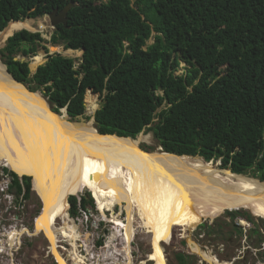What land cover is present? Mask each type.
I'll return each instance as SVG.
<instances>
[{
	"label": "trees",
	"instance_id": "1",
	"mask_svg": "<svg viewBox=\"0 0 264 264\" xmlns=\"http://www.w3.org/2000/svg\"><path fill=\"white\" fill-rule=\"evenodd\" d=\"M70 2L68 26L58 24L50 42L67 54L84 49L80 62L53 53L31 74L27 58L48 53L47 40L21 29L0 49L15 78L72 118L85 99L97 105L98 87L101 133L135 138L158 118L150 129L166 152L220 159L264 181V0H0V31ZM11 175L29 196L31 176ZM70 202L73 215L93 204ZM178 260L188 264L183 253Z\"/></svg>",
	"mask_w": 264,
	"mask_h": 264
},
{
	"label": "bare ground",
	"instance_id": "2",
	"mask_svg": "<svg viewBox=\"0 0 264 264\" xmlns=\"http://www.w3.org/2000/svg\"><path fill=\"white\" fill-rule=\"evenodd\" d=\"M31 27L30 20L10 22L0 34V49L16 30ZM33 59L35 70L42 59ZM142 133L135 140L103 136L92 118L70 121L59 117L41 93L35 95L13 80L0 63V162L19 176L33 178V189L44 202L34 234L43 233L49 241L56 264H101L91 248L94 239L81 234L80 224L68 214L69 196L87 188L102 206H126L125 220L120 215L113 217L114 227L102 247L105 256H112V264H135V208L144 218L141 227L151 234L148 261L155 264H167L164 244L172 240L176 226L189 233L226 209H245L264 218V182L231 174L199 157L148 152L141 144L151 143L150 138ZM60 218L70 220L64 223V232L63 224L57 226ZM80 238L87 254L81 251ZM65 239H71L68 257L61 250L64 246H59ZM192 247L208 264H232L199 244L192 243Z\"/></svg>",
	"mask_w": 264,
	"mask_h": 264
},
{
	"label": "rangeland",
	"instance_id": "3",
	"mask_svg": "<svg viewBox=\"0 0 264 264\" xmlns=\"http://www.w3.org/2000/svg\"><path fill=\"white\" fill-rule=\"evenodd\" d=\"M25 20H30L32 26L31 29L28 30L32 32L39 31L43 34L44 38L47 40V42L43 43V45H45L49 49V52L47 53L42 47H39L37 55L29 56L27 58V60L29 61V65L32 69L31 74H33L34 71L32 67L34 61L33 57L41 58L42 63L39 64L41 65L48 60L49 54L61 53L67 55V53L63 51L65 44H53L52 42H50V39L55 31V27L52 25L48 14L38 18H27ZM39 21L41 24L39 23ZM152 42L153 39L149 41V43ZM5 44L6 42L1 47V49L5 46ZM51 45L53 46L52 49L50 48ZM67 49L74 50V52L69 54V56L75 58L76 64H78L84 53V49ZM3 62L4 60L0 53V63L4 65ZM184 66L185 63L182 62L181 68L178 70L177 73H181L183 71ZM28 84H30L31 88L35 87L34 83ZM24 86L26 87V85ZM26 89L29 90L27 87ZM97 90V105L93 104V102L86 101L85 99V112L81 115V117H78L79 119H93L95 111L101 106L103 98L106 95V92L99 90L98 87ZM41 91L42 89H36L35 91L31 92L36 95L39 94ZM157 120L158 118H155V122L149 125L148 128L144 129L142 133L145 136H149L151 142H143L141 144L143 149L152 150L156 148V146H158V141L156 138L153 137V132L150 129L154 126ZM193 157L198 158V156ZM212 162H214L221 170L225 169L222 168L220 159H216L214 161L212 160ZM2 166L3 165L0 163V170L3 169ZM226 169L228 170L229 168ZM245 176L253 177L252 172L248 173ZM31 183L32 188L28 204L29 209L31 211L30 226L32 227L34 233L35 225L37 223L36 221L39 220L40 212H42L44 209V202L43 199L33 189L32 177ZM74 195L78 197L79 201H82L83 197H85V199H87L88 201L92 199L93 204L88 203L86 209L87 212L80 211L78 215H73L69 210L70 216H76L75 218H78L76 221L80 224L81 229L83 228L84 230H87L88 227L94 237H97L96 241L100 239L97 243L99 244V242L101 241V245L104 243L105 246L107 235L111 233L114 227L112 221L113 217L120 215V218L122 220H125L127 216L126 206L120 204L113 208L109 207V204L102 206L99 203L95 192L89 188H87L83 193ZM74 195L72 194L68 198V205L70 204V209L72 207L70 197ZM139 203H141V201H139ZM35 217L36 220L34 222ZM238 218H242V221H245L244 224L246 226H238L236 223V220ZM134 221L136 223L137 231L134 241H132L133 262L135 264H155V262L153 261H148L149 254L152 252L151 234L147 232V228L141 227L143 226L142 224L144 218L138 208H135L134 211ZM66 222L70 223V220L66 218H60L57 223V226L63 224V232L65 229L64 223ZM183 229L184 228L182 226H176L174 229V236L172 240L169 243L164 244V252L167 259V264H179L178 254L181 253L186 256L188 264H208V262L203 260L200 255L192 249V243L199 244V246L204 251L216 256L221 261L230 262L232 264H264V218L254 215L250 211H247L245 209L233 210L231 212L226 211L225 213L217 215L214 218L204 219L189 233L186 229ZM43 236V233H39L36 236H33L30 241L31 252L33 255L32 259L35 260L33 264H56V260L54 259L53 254L49 252V255H47V246H49L50 243ZM63 241L64 242H62V245L64 246V249L61 250L65 252V256L68 257L69 251H67V249L69 250L70 248L68 244H70L71 239H65ZM123 254L124 253L122 252V255Z\"/></svg>",
	"mask_w": 264,
	"mask_h": 264
},
{
	"label": "flooded vegetation",
	"instance_id": "4",
	"mask_svg": "<svg viewBox=\"0 0 264 264\" xmlns=\"http://www.w3.org/2000/svg\"><path fill=\"white\" fill-rule=\"evenodd\" d=\"M11 189L15 190L17 195H20L22 193L18 186L12 185ZM24 197L30 200V195L27 196L26 188ZM28 203L29 202H27L25 206L19 210L12 209L9 212H0V238L2 237L0 239V244H5L8 247H6V249H4L3 251L0 250V264H33V262H35V260L32 259L33 255L31 252L30 241L33 236H36V234L33 233V229L30 226L31 211L29 209ZM14 212V217L17 222L13 221V219L11 218V213ZM8 228L16 230V233L18 235V239L11 244L8 243V238L3 239L5 235L2 234V231H6V229ZM11 236V238H13L15 235L12 233ZM2 245H0V248Z\"/></svg>",
	"mask_w": 264,
	"mask_h": 264
},
{
	"label": "built area",
	"instance_id": "5",
	"mask_svg": "<svg viewBox=\"0 0 264 264\" xmlns=\"http://www.w3.org/2000/svg\"><path fill=\"white\" fill-rule=\"evenodd\" d=\"M2 167H3V169L0 170V207H2L4 209L0 208V212H9L12 209L19 210V209L23 208L25 206V204L29 201L28 199H26L24 197L25 187L23 185L22 186V193L20 195H17L16 194V191L11 189V186L13 185V176L11 175V172L12 171H10V170L6 171L5 169L6 168L8 169V167L5 166V165H3ZM20 179H22V178H20ZM69 210H70V204H69V208H68V214L70 216V211ZM80 211L81 212H87L86 210H83L81 207H79V212ZM14 215H15V212L14 213H11V218L13 219V221L17 222V220H15ZM75 217L76 216H73V217L71 216V218L73 220H75V222H77L76 220L78 218H75ZM35 220H36V217L34 218V222H35ZM236 223H237L238 226H246L243 223L242 218H238L236 220ZM248 225H249V223H248ZM81 230H82L81 231V234H83L85 236L87 235L88 232H90V236H92L91 239L92 238L94 239L93 240V243L91 245V248L96 252V258H99L100 259V263L101 264H112V262H113L112 256L109 255L107 257V256H105V252L104 251H101V248L104 246V243L102 245L101 244H98L97 242L100 239L96 241V238L97 237H94V235L88 229V227H87V230H84L83 228ZM12 233L15 235L13 238H11L12 237L11 236ZM2 234L5 235L3 237V239H5V238L7 239L8 238L7 241L10 244L18 239L17 238L18 235L16 233V230H13L11 228L6 229V231H2ZM62 242H64V241H62ZM62 242L59 241V246H62L61 245V244H63ZM79 242L80 243H83V246L80 247L81 248V251L83 252V254H87L85 242L81 238L79 239ZM5 248H6V245L4 244V245L1 246L0 250L3 251ZM47 248H48V246H47ZM46 252H47V255H49V249H47ZM121 254H122V252H121Z\"/></svg>",
	"mask_w": 264,
	"mask_h": 264
},
{
	"label": "water",
	"instance_id": "6",
	"mask_svg": "<svg viewBox=\"0 0 264 264\" xmlns=\"http://www.w3.org/2000/svg\"><path fill=\"white\" fill-rule=\"evenodd\" d=\"M74 6V4L72 2H70L68 5L65 6L64 9L62 10H59L58 8H55L49 15L50 17V20H51V23L52 25L56 28V26L58 24H63L65 25L66 27L68 26L67 23H68V13H69V10ZM7 27H5L6 29ZM5 29H3L2 31H0V34L1 32H3ZM8 39V38H7ZM7 41V40H6ZM52 45L50 46V48L52 49ZM64 55V54H63ZM65 56H69V54L65 55ZM71 57V56H70ZM15 59H18V58H15ZM21 60H26L25 57H22ZM2 61V60H1ZM4 65L6 66V69H7V73L12 77L13 80H15L16 82H19V83H22L23 85H26V87L30 90V91H35L33 90L31 87H30V84L24 82V81H20L18 80L17 78H15V76L9 71L7 65L5 64V62H3ZM30 66V65H29ZM39 66V65H38ZM31 69V68H30ZM38 67L33 71V74L37 71ZM32 71V69H31ZM41 95L43 96V98L46 100V102L48 103V106L50 108V111H52V113H55L57 116L59 117H63L65 116L66 119L70 120V121H78L79 118L81 115L77 116L76 118H72L71 116H69V114L67 113V108L64 107V108H61L59 111H55L54 109V106L51 104V102L49 101V98L48 97H45L44 96V93H45V90H42L41 92ZM96 112V111H95ZM93 119H94V127L95 129L97 130L98 134L99 135H103V136H116V137H120V138H129L131 140H135L136 137H132V136H120L118 134H104V133H101L100 130L98 129V126H97V121H96V118H95V114L93 115ZM144 131V130H143ZM142 131V132H143ZM141 132V133H142ZM153 137H154V134H153ZM143 149V148H142ZM148 152H152V153H168V154H172V155H175V156H179V157H183V156H187V157H193V156H190V155H178V154H175V153H170V152H166L163 147L161 145L158 144V146H156V148L154 149H144ZM199 158L203 159L204 161H206L204 158L198 156ZM212 161V160H211ZM207 162V161H206ZM210 162V161H209ZM226 169V168H225ZM227 170V169H226ZM228 171L231 173V174H235V175H247V174H243V173H235L233 172L231 169H228ZM19 176V175H18ZM24 176H27V175H23V176H19L20 178H23ZM30 177V176H29ZM254 177V176H253ZM256 179H258L260 182H264L262 181L261 179H259L258 177H254ZM226 210H230V209H226ZM87 235L89 236L90 235V232L87 233Z\"/></svg>",
	"mask_w": 264,
	"mask_h": 264
}]
</instances>
